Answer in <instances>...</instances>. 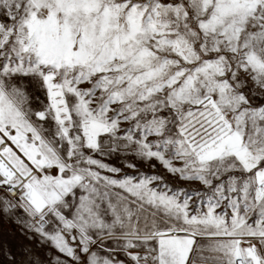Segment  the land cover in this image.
Listing matches in <instances>:
<instances>
[{
  "label": "snow or ice",
  "instance_id": "obj_1",
  "mask_svg": "<svg viewBox=\"0 0 264 264\" xmlns=\"http://www.w3.org/2000/svg\"><path fill=\"white\" fill-rule=\"evenodd\" d=\"M0 215L24 264H264V0H0Z\"/></svg>",
  "mask_w": 264,
  "mask_h": 264
},
{
  "label": "rangeland",
  "instance_id": "obj_2",
  "mask_svg": "<svg viewBox=\"0 0 264 264\" xmlns=\"http://www.w3.org/2000/svg\"><path fill=\"white\" fill-rule=\"evenodd\" d=\"M157 171H160L157 168ZM175 182L174 178H168ZM35 251L43 256L44 249L40 248L36 239L30 240L28 234L23 232L19 225L6 216L0 215V264H9L7 253L11 252L17 264H24L29 252Z\"/></svg>",
  "mask_w": 264,
  "mask_h": 264
}]
</instances>
